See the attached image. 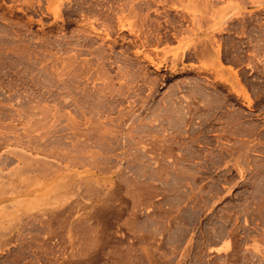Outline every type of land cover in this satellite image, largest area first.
I'll use <instances>...</instances> for the list:
<instances>
[{"label": "rangeland", "instance_id": "rangeland-1", "mask_svg": "<svg viewBox=\"0 0 264 264\" xmlns=\"http://www.w3.org/2000/svg\"><path fill=\"white\" fill-rule=\"evenodd\" d=\"M0 264H264V0H0Z\"/></svg>", "mask_w": 264, "mask_h": 264}, {"label": "bare ground", "instance_id": "bare-ground-1", "mask_svg": "<svg viewBox=\"0 0 264 264\" xmlns=\"http://www.w3.org/2000/svg\"><path fill=\"white\" fill-rule=\"evenodd\" d=\"M128 13H129V12H128ZM128 13H127V14H128ZM132 13H133V12H132ZM76 14H78V13H76ZM76 14H75V15H76ZM80 14H81V13H80ZM130 14H131V13H130ZM75 15H74V17H75ZM78 15H79V14H78ZM80 16H82V15H80ZM80 16H77V18L80 17ZM83 17H84V15H83ZM83 17H82V18H83ZM125 17H126V16H125ZM127 17H128V16H127ZM127 17H126V18H127ZM70 18H71V17H70ZM77 18H76V19H77ZM82 18H81V20H82V21L84 20L83 22H86V20H85V19H82ZM84 18L87 19V17H84ZM118 18H119V17H118ZM78 19L80 20V18H78ZM128 19H129V18H128ZM69 20H70V19H69ZM81 20H80V21H81ZM71 22H73V21H71ZM93 22H94V21H93ZM195 22H197V24L199 25V22H198V21H195ZM66 23L69 24L70 22L68 21V22H66ZM86 23H87V22H86ZM86 23H85V24H86ZM216 23H217V22H216ZM108 24H109V23H108ZM202 24H203V23H202ZM217 24L219 25V23H217ZM217 24L214 25V27L212 28V29H214L215 31L219 29V28H218L219 26L222 27V23H221V25H219V26L217 27V29H215V26H217ZM223 24H224V23H223ZM224 25H225V24H224ZM224 25H223V27H224ZM212 26H213V25H211V27H212ZM197 27H198V30L200 31V29H199L200 27H199V26H197ZM226 28H227V27H226ZM226 28H225V29H226ZM212 29H211V30H212ZM220 29H221V28H220ZM220 29H219L218 31H220ZM107 30H108V29H107ZM193 30H194V29H193ZM214 30H213V31H214ZM222 30L224 31V29H222ZM131 31H132V30H131ZM196 31H197V28H196ZM213 31H212V32H213ZM210 32H211V31H210ZM210 32H209V33H210ZM212 32H211V33H212ZM134 33H135V31H134ZM211 33H210V34H211ZM194 34H195V33H194ZM203 34H205V33H203ZM210 34H208V35H210ZM208 35H207V34L205 35V38L207 37V38H206L207 40L205 39L206 42H204L205 44H207V43L209 44V42L213 43V41H214V39H215V38H214L215 36H214V37L212 36L214 39H213V41H210V36H211V35H210V36H208ZM138 37H139V36H138ZM140 37H141V36H140ZM178 37H179V35L177 36V33H172V34H171V38H172V39H175V40H177V41H181V40L184 39V38H182V39L180 40V38L178 39ZM203 37H204V36H203ZM201 38H202V37H201ZM201 38H200V39H201ZM135 39H136V38H135ZM138 39H139V38H138ZM141 39H142V40L139 41V42H140L139 44H140V47H141L140 49L144 50V49L149 48L150 46H155V47L157 48L158 45H161V44L166 43L167 41H169L170 38H168V37L165 36V35H161V36H157V37L155 36L154 38H151V39H150L148 36H144V37L141 38ZM186 39H187V38H186ZM186 39H184V40H186ZM203 39H204V38H203ZM133 40H134V39H133ZM184 40H183V42H184ZM211 40H212V38H211ZM121 41H122V42H127L129 45H132V46H133L132 43L134 42V41H133V42L127 41L126 38H123V37H122ZM186 41H187V40H186ZM186 41H185V42H186ZM215 41H217V40L215 39ZM183 42H182V43H183ZM185 42L183 43V46H185V47L183 48L182 53L180 52V53H181L180 55L177 54V55H179V56H176V57L171 61V62H172L171 65L169 64V65H170V71H171V70H172V71H175V70L177 69V67L183 63L182 60H186V59H190V58H196L197 61H199V60L201 59V57H203L200 61H201V62L204 61V53H205L204 50H205V49H204V50H202V49H203V48H206V47L208 48V47H209L208 44L206 45V47H204V46H203L204 43H203L202 40H201V42H202L203 44H200L201 42H199V44H200L201 46H203V48H202L200 45H198V42H197L196 45H197L198 47L196 48V45H195L194 47H192L193 49H191V47H189V46H190V43L187 44V42H186V43H185ZM190 42H191V41H190ZM217 42H218V41H217ZM217 42H215V43H216L215 45H217ZM137 43H138V42H137ZM178 43H179V42H178ZM182 43L180 42L179 44H182ZM185 44H186V45H185ZM192 44H193V43H192ZM125 45H126V44H125ZM129 45H128V46H129ZM134 45H135V43H134ZM212 45L214 46V43H213ZM212 45H210V46H212ZM135 46H136V45H135ZM213 46H212V47H213ZM219 46H220V45H219ZM136 47H137V46H136ZM200 47H201L202 49L197 50V49L200 48ZM216 47L218 48V46H216ZM156 48H155V49H156ZM213 48H215V47H213ZM213 48H210V49L213 51V50H214ZM220 48H221V47H219L218 49L215 48V49L217 50V51L215 50V51H216L215 54L211 53L212 51H210L209 48H208V50H209L210 52H209L208 50H206V51L208 52V54L211 53L212 55L210 54V55H211V58H210V55L206 54L207 56H205V58H209V59H207V60L212 59V60H210V61H212L213 63H214V60L217 59V60H218L217 63H218V62H219V59H220V58H219V53H220V52H219L218 50H219ZM138 49H139V48H138ZM188 49H191V51H189ZM142 50H141V51H136L135 54L133 53L134 56H135L136 58H138L139 56H141L143 61H147V62H149V63H150V64H151L156 70H158V69H160V68L162 67V64H161V63H156V62H154V61L151 59V57H150L148 54L143 53L144 51H142ZM156 50H157V49H156ZM220 50H222V49H220ZM215 51H214V52H215ZM75 52H76V51H75ZM203 52H204V53H203ZM207 52H206V53H207ZM178 53H179V52H178ZM220 54H222V53H220ZM75 55H76V54H75ZM214 55H215V58H214ZM208 56H209V57H208ZM221 58H222V57H221ZM196 59H194V60L196 61ZM198 59H199V60H198ZM213 59H214V60H213ZM205 60H206V59H205ZM222 60H223V58H222ZM200 61H199V63H200ZM220 61H221V60H220ZM215 62H216V60H215ZM220 63H222V62H220ZM220 63H219V65H221ZM185 67H186V66H185ZM190 67H191V66H190ZM191 68H192V67H191ZM119 69H120V68H119ZM192 69H193V68H192ZM198 69H199V68H198ZM122 71L124 72V71H126V70L123 69ZM168 71H169V70H168ZM83 73H84V72H83ZM94 73H95V72H94ZM124 74H126V73L124 72ZM124 74H123V75H124ZM124 76H125V75H124ZM124 76H123V77H124ZM168 76H169V75H168ZM168 76H158L159 78H157V76H156L157 79L155 78V79H154L155 81H154V82L152 81V82L150 83L151 86L149 85V86H150V87H149V90L154 89V87H155L157 84H159V83L161 84L162 82L166 81V80L168 79ZM169 77H170V76H169ZM106 86H108V85H105L104 90L106 89L107 92H106V90H105V91H101V90H102V87L99 88V90L101 89L100 91H101V92H104V95H105V92H106V94H107V93H108V94H112L113 91L110 92V91H109V90H110L109 86H108V87H106ZM108 88H109V90H108ZM179 89H180V88H179ZM179 89H177V90H179ZM97 90H98V89H97ZM111 90H112V89H111ZM100 91H98V92L101 93ZM102 94H103V93H101V95H102ZM116 94H117V93H116ZM101 95H100V96H101ZM102 96H103V95H102ZM175 99H177V96H176ZM171 101H172V99H171ZM177 101H178V99H177ZM178 102H179V101H178ZM178 102H177V103H178ZM169 103H170V101H169ZM173 103H174V104H173ZM173 103H172L173 106L176 105V104H175L176 102L173 101ZM179 103H180V102H179ZM179 103H178V104H179ZM172 104H171V105H172ZM71 105H72V106L75 108V110H76V112H74L75 115H76V113H77V111H78V113L80 114V116H82V118H83V123H82V124H80V123L77 122L76 120H71L72 123L70 122L71 124L68 125V126H69L68 129L71 131V134L74 136V138H73L74 140L71 139V140H73V142H72V143L70 142L71 144H70L69 146H70L71 152H73V153H75V154L78 155L77 152H79V154H80V152H82V151L80 150V148H79V150H78V147H79L78 143L80 142V143H81V146H82V142L84 141V140H83V141H80V140H79V142H78V139H80L79 137H81V138H83V137L86 138V139H85V142H86V140L88 139V137H87V133H86V135H85V133H83V132L88 131V128L90 127L89 125H90V122H91L90 120H91V119H90L88 116H90V115L93 114V115H95V116H99V117H100V115H98V113L95 111V109H92V110L90 109V110H88V111H81L80 108H78V106H77V104H76L75 101H71ZM179 106H180V105H179ZM176 107H177V108H176L177 111H179V109H178V105H176ZM93 108H94V107H93ZM174 108H175V106H174ZM179 108H180V107H179ZM78 109H79V110H78ZM176 109H175V110H176ZM182 109H183V108H182ZM182 109H180V111H181ZM184 111H185V110H184ZM181 112L183 113V111H181ZM78 113H77V115H78ZM184 113H185V112H184ZM179 114H180V113H179ZM122 117H123V115L120 114L118 119L121 120ZM74 118H75V117H74ZM74 118H73V119H74ZM76 118H78V117H76ZM100 118H101V117H100ZM57 119H58V118H57ZM104 119H105V118H104ZM109 119H110V118H109ZM106 120H107V119H106ZM119 120H118V121H119ZM115 121H116V120H115ZM115 121H114V123H115ZM55 122H56V121H55ZM92 122H93V121H92ZM112 122H113V121H112ZM98 124H99V123H98ZM120 124H121V123H117V122H116V124H115V126H114V129H115V128H119ZM54 125H55V124H54ZM81 125L84 126V129H83V130L80 129ZM91 126H92V125H91ZM108 126H109V125H108ZM92 127H93V126H92ZM101 127H102V126H101ZM103 127H104V125H103ZM112 127H113V126H112ZM108 128H109V127H108ZM110 128H111V127H110ZM110 128L108 129V132H107L108 134H107V135L110 134V135L112 136L113 133H114V131H113L112 129H110ZM53 129H54V128H53ZM86 129H87V130H86ZM89 129L91 130V127H90ZM93 129H94V127H93ZM100 131H101V130H100ZM82 136H83V137H82ZM88 136H89V135H88ZM104 137H105V136H104ZM7 139H8V137H7ZM9 139H10V138H9ZM9 139H8V140H9ZM5 140H6V139H5ZM12 141H13V140H12ZM4 142H5V141H4ZM7 142H8V141H7ZM85 142H83V146H89L88 144L85 145V144H86ZM27 144H28V142H27ZM29 144H30V143H29ZM21 145H22V144H21ZM27 147H28V146H27ZM22 148H23V147H22ZM37 148H38V147H37ZM68 148H69V147H68ZM85 149H86V148H85ZM33 150H34V149H33ZM39 150H40V149H39ZM83 150H84V149H83ZM42 152H43V151H42ZM89 152H90V151H89ZM73 153H71V154L73 155ZM166 153H167V152H166ZM17 155L20 156V154H18V153H17ZM23 155H25V154H23ZM53 155H54V154H53ZM81 155H82V153H81ZM83 155H84V154H83ZM83 155H82V156H83ZM18 156H17V157H18ZM25 156H26V155H25ZM28 156H29V155H28ZM82 156L78 155V159H79V157H81V158H80L81 161H82V159H85V158H86L85 160H88V161H89V160L92 158V157H91V158L88 157V158H90V159H88L87 157L82 158ZM65 157H66V156H65ZM71 157H74V158L76 157L75 159H77V156H75V155H74V156H71ZM18 158H20V157H18ZM21 158L23 159V163H24L25 165H28L27 163H25V159H27V158H26V157L24 158V156L21 157ZM21 158L18 159V160L20 161ZM30 158H31V157H30ZM66 158H67V157H66ZM74 158L72 159V161L74 160ZM33 160H34V159H33ZM33 160H32V158H31V161L33 162V163L30 162L31 164H33V165L38 164L37 162H39V160H37V162H36V159H35L34 161H33ZM69 160H70V159H69ZM40 161H42L43 164L46 162V161H44V160H40ZM77 161L79 162V160H77ZM81 161H80V163H83V162L85 163V161H82V162H81ZM20 162H21V161H20ZM34 162H36V163H34ZM42 162H39V163H42ZM75 162H76V160L73 161V163H75ZM89 162H91V161H89ZM47 163H48V162H46V164H47ZM43 164H42V165H43ZM39 165H40V164H39ZM75 165H76V164H75ZM40 166H41V165H40ZM45 166H46V165H45ZM1 167H2V166H1ZM36 167H37V166H35V167H33V168H36ZM18 168H19V167H18ZM20 168H22V167L20 166ZM24 168H26V167H24ZM37 168H38V167H37ZM22 169H23V168H22ZM22 169H21V170H22ZM39 169H40V168H39ZM39 169H38V170H39ZM45 169H47V168H45ZM21 170H20V171H21ZM24 170H26V169H24ZM26 171H27V170H26ZM32 171H33V170H32ZM262 235H263V234H262Z\"/></svg>", "mask_w": 264, "mask_h": 264}]
</instances>
